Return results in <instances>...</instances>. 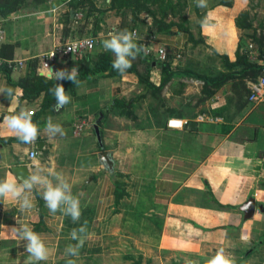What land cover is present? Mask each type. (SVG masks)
<instances>
[{
	"label": "crops",
	"instance_id": "obj_1",
	"mask_svg": "<svg viewBox=\"0 0 264 264\" xmlns=\"http://www.w3.org/2000/svg\"><path fill=\"white\" fill-rule=\"evenodd\" d=\"M70 1L24 0L10 16L1 17L0 52L25 61V66L9 74L0 66V83L6 81L16 90L11 107L33 112L41 134L34 145L17 140L3 124L10 100L0 94V179L9 172L16 175L17 166L33 169L25 152L35 151L41 165L62 173L71 184L82 215L73 223L60 212L51 214L39 192L27 216L14 203L0 201V254L22 255L26 264L31 263L24 241L12 233L21 221L41 234L50 249L49 259L41 262L53 264L68 258L63 255L66 245L76 243L70 232L87 222L84 246L72 258L122 257L128 251L146 256L147 247L162 261L203 260L209 252L232 247L241 250V264H250L264 251V102L250 99L251 84L264 74V0H217L207 8L191 0L189 19L199 25L197 33L177 28L155 38L150 33L154 43L146 40L136 64L132 62L134 72L120 76L109 70L80 77L82 70L96 67L98 54L115 59L97 44L79 54H57L49 68L70 72L76 67L78 84L47 79L49 68L44 66L50 62L47 55L75 42L76 33H81L75 28L77 20L66 21L72 18ZM90 1L98 9L93 14L104 20L100 25L111 29L109 20H119L120 15L109 10L110 0ZM58 5L64 7L49 11ZM84 35L83 40L90 39ZM190 35L208 47H190ZM7 45L12 47H3ZM186 48L203 50L204 61L197 57L194 63H180L175 54ZM152 56L157 65L151 68L149 83H142L138 70ZM240 56L262 67L254 73L256 81L250 76L252 69L237 64ZM215 57L223 63L214 64ZM202 70L205 76L199 74ZM31 71V81L37 76L63 84L71 102L60 111L53 106L43 109L45 98L51 96L22 86ZM101 114L103 147L95 131ZM49 116L66 135L48 138L43 128ZM81 118L85 120L79 131ZM103 152L114 161L112 172L101 163ZM252 199L255 213L247 217L243 208Z\"/></svg>",
	"mask_w": 264,
	"mask_h": 264
},
{
	"label": "clouds",
	"instance_id": "obj_2",
	"mask_svg": "<svg viewBox=\"0 0 264 264\" xmlns=\"http://www.w3.org/2000/svg\"><path fill=\"white\" fill-rule=\"evenodd\" d=\"M195 3L198 8L208 7V0H195ZM62 7L64 5H58L49 11L56 13ZM135 41L136 34L123 29L119 32H109L107 38L101 42L105 51L114 54L115 59L113 60L112 68L120 74H124L130 69L132 62L143 51L142 47ZM93 43V41H88L89 47ZM68 50L73 52L76 50V46ZM78 73L76 67H73L70 72L67 70L54 72L49 68L47 79H55L56 81L69 80L74 84H78ZM49 92L55 97L54 111H60L71 102V96L67 94L63 84H55L54 87L49 89ZM15 93L16 90L8 86L6 81L0 83V94H3L10 100V106H8L10 114L4 116L3 124L21 143L24 145H34L41 134V129L38 124L33 122V113L23 109L17 112L11 107L12 103L16 101ZM170 124L179 126L180 122L171 121ZM43 132L49 139H54L58 135L61 137L66 135L63 126L60 123L54 122L51 116L47 118ZM25 155L32 162L33 169H29V175L26 178H18L9 172L3 179H0V201L14 203L19 211L27 216L35 208V193L39 192L51 214L55 215L57 212H60L64 216L71 217L73 223L79 222L82 215L80 200L73 195L72 186L63 174L51 167L41 165L38 154L35 151L28 150L25 152ZM17 224L18 227L12 228V233L15 237L24 241V248L31 264L47 261L51 252L41 234L34 231L28 223L17 221ZM86 225L87 222L70 232V239L76 241V243L66 245L63 253L65 257L79 256L80 249L84 246L87 238L85 235L87 232ZM66 264H75V260L69 258ZM206 264H235V259L231 254L226 253L224 248H220L206 261Z\"/></svg>",
	"mask_w": 264,
	"mask_h": 264
},
{
	"label": "rangeland",
	"instance_id": "obj_3",
	"mask_svg": "<svg viewBox=\"0 0 264 264\" xmlns=\"http://www.w3.org/2000/svg\"><path fill=\"white\" fill-rule=\"evenodd\" d=\"M72 1V0H71ZM70 1V8H71V16L72 18H66V21L69 22L71 19L72 20H77L78 24L75 26L76 31H80L81 33H76L75 35V41L78 40H83L87 38L85 37L84 34H87V37L93 38L96 41L97 47H102V40L107 38V34L112 31L119 32L123 29H127L131 32H134L136 34V43L141 46L145 47L147 46L146 40L151 39L154 43V39L158 33V25L163 26L165 23H178V25L183 26L184 29L186 30H192L193 32L198 31L199 25L197 23L195 24L194 22H191L189 19L190 17V1L189 0H167V2H171L170 6L167 4V2L164 0H158L156 1L154 5L152 4H147L143 0L140 1L139 3H135L134 6H139L140 7H145L148 9V11H142L138 12L135 7L132 8H127V10H120L117 11L118 15H120L119 20L118 19H113L111 18L109 20V23L112 25L111 29L105 31L104 27L100 25V22H104L103 19H99V16L93 14L91 8L84 7L83 10L76 9L74 6L71 5ZM153 2V0H148ZM133 3V0L131 1V4ZM193 4V3H191ZM169 7V8H168ZM171 7V8H170ZM164 10H163V9ZM117 15V14H116ZM147 15V17H146ZM112 17V16H111ZM155 20L160 23L157 24ZM120 21V23H118ZM102 22V23H103ZM3 21L0 20V31L4 30L3 26ZM164 27V26H163ZM150 30L154 31L153 33V38L150 36ZM75 31V30H74ZM102 34V35H100ZM80 38V39H79ZM150 41V40H149ZM66 45V43H64ZM151 44V43H150ZM203 44V43H202ZM152 47H155L154 44H151ZM157 47V46H156ZM190 47H208L206 44L199 45L197 43H194V45H191ZM177 51L175 56L179 57V62L184 63L187 62L189 63H194L197 60V57H202L203 59H199L198 61H204L205 58V53L203 50H197V49H192L188 50L187 48L184 50ZM113 54V53H111ZM138 60V57L134 60V63L136 64ZM147 60V58H146ZM157 58L156 56H152L150 58V62L144 68H140L139 71V78L142 83H146L150 80L151 78V68L156 67L157 65ZM219 62L223 63V60H220L215 57L214 64L219 66ZM155 63V64H154ZM135 66H131V69L135 70ZM189 68V66L187 65ZM190 69V68H189ZM203 69V68H202ZM207 72L202 70L199 71V74L201 76H205ZM220 75V74H219ZM156 94V93H154ZM83 118H81V122L78 123L79 125L76 127L77 130L81 131L82 125H83ZM48 210V209H46ZM230 249H224L226 250V253L231 254L232 257L235 259V264H241V260H243V255H241V250L237 251L232 247H229ZM145 250L149 252V255L146 254V256L141 255L137 253L136 251H128L127 255H123L122 257L120 256H103L100 254H95V255H89V256H82L78 259L68 257L66 259H63L61 261H55L53 264H66L67 259L71 258L75 260V264H206V261L210 259L215 253H208V256L206 258H203V260H187L184 258H179V257H172L169 259H164L163 261L161 259H158L156 255H152L153 251L148 250L147 247H144ZM147 252V253H148ZM21 257L22 255H17L13 253H3L0 254V264H26ZM14 258V259H13ZM31 264V263H28ZM39 264H50L49 262H39ZM250 264H264V251L253 256V260Z\"/></svg>",
	"mask_w": 264,
	"mask_h": 264
},
{
	"label": "trees",
	"instance_id": "obj_4",
	"mask_svg": "<svg viewBox=\"0 0 264 264\" xmlns=\"http://www.w3.org/2000/svg\"><path fill=\"white\" fill-rule=\"evenodd\" d=\"M23 1L24 0H0V16L3 17V18L10 16L11 13H12V10L14 9V7H17L20 4H22ZM131 1L132 0H110V3L108 4L109 5V10H117V11L127 10V8L135 7L134 6L135 3H139L140 1H143V0H133L132 4H131ZM156 1H158V0H153V2L147 0V1H144V2L147 3V4L154 5L155 3H157ZM165 1L167 2V0H164V3H165ZM189 1H190L189 2L190 5L193 6V4H191V0H189ZM167 4L170 6V4H172V3L171 2H167ZM208 4L213 7V6H216L218 4V1L217 0H211V2L208 3ZM71 5L74 6L76 9H79V10H83L84 7L91 8L90 11H92V12H94L95 10L96 11L98 10L95 7V5L92 4V2L90 0H72L71 1ZM135 8L137 10V13L138 12L140 13V12L145 11V10L148 11L147 8L140 7V5L136 6ZM99 12L104 13L105 11L104 10H99ZM68 18L69 19L71 18L70 15L68 16ZM155 22H157V21L155 20ZM157 24H160V23L157 22ZM163 26H160V25L157 26L159 35H171L174 32V28H177L178 32H186V33L191 34L190 30L184 29L183 26L178 25V23H174V22L165 23V24H163ZM150 32L152 34L154 33V31H151V30H150ZM190 36H191V40L194 41V43H197L195 41V37L192 36V35H190ZM3 47H12V46L7 45V46H3ZM2 51H4V48H3ZM0 56L1 57L4 56L2 54V52H0ZM4 57L6 59H13L12 57H8V56H4ZM242 62H243V65L245 67H247L248 69H252V71L250 72V74H252V75H250V76H251L252 79H255V81H256L257 80V74H254V73L262 72V67L258 66V65L251 64L248 61H246L245 58H241V56H240L238 58L237 64L241 65ZM112 63H113V60H111V58L106 53H100V54H98V61L96 63V67L94 69H92V70L91 69L82 70L79 75H80V77H82V76H84L86 74L97 73V72H107L109 70L111 71L112 75H115V76L122 75V74L118 73L117 71H115L112 68ZM32 66H34V67L37 66V63L34 62L32 64ZM3 70L7 74L10 73V69H8L7 67L4 68ZM126 72H134V69L130 68ZM34 73H35L34 71H31V73L27 75V77L23 81L22 86L24 88H27V89L32 88L33 91L36 92L37 94H41L42 92H45V93L49 94V96H51V98H49V99L45 98V101H44V104H43V109L46 108V107L48 108L50 106H53L55 104V97L49 92V89L55 86L54 83L46 82L45 80H43V79H41L40 77H37V76L34 77L33 81H31V76ZM229 77L232 78L231 76H229ZM262 77H264V74H263ZM225 78H227V76ZM204 79H206L207 82H211L209 80V78H204ZM146 83H149V82H146ZM147 87H150V84H148Z\"/></svg>",
	"mask_w": 264,
	"mask_h": 264
},
{
	"label": "built area",
	"instance_id": "obj_5",
	"mask_svg": "<svg viewBox=\"0 0 264 264\" xmlns=\"http://www.w3.org/2000/svg\"><path fill=\"white\" fill-rule=\"evenodd\" d=\"M0 20H2L1 16H0ZM88 41L94 42L91 47H89ZM95 45H96V41L93 38H90L88 40H78V41H75V42H72L66 45H59L54 52L47 55V60H49L50 62H45L44 66L46 68H49L51 65V62L54 61V58L57 54H64V55L79 54L86 50L94 49ZM73 46H76V50L73 52L69 51L68 49L72 48ZM0 66L1 67L5 66L8 69L22 68L25 66V61L16 60V59H1L0 58ZM251 91H252V95L250 99L252 101L264 102V77H262L258 82L251 84Z\"/></svg>",
	"mask_w": 264,
	"mask_h": 264
},
{
	"label": "water",
	"instance_id": "obj_6",
	"mask_svg": "<svg viewBox=\"0 0 264 264\" xmlns=\"http://www.w3.org/2000/svg\"><path fill=\"white\" fill-rule=\"evenodd\" d=\"M103 119H104V114H101L95 124V131L97 134V138L102 147L103 144H102L100 123ZM101 163L108 171L112 172L114 170V161L112 160L111 155L108 152L101 153ZM13 172L17 175L18 178L19 177L26 178L27 175H29V169L26 166H17L13 168ZM255 208H256V202L255 200L252 199L248 203H246V205L243 208V211L246 213L247 217H252L253 214L255 213Z\"/></svg>",
	"mask_w": 264,
	"mask_h": 264
},
{
	"label": "snow or ice",
	"instance_id": "obj_7",
	"mask_svg": "<svg viewBox=\"0 0 264 264\" xmlns=\"http://www.w3.org/2000/svg\"><path fill=\"white\" fill-rule=\"evenodd\" d=\"M175 123V122H174Z\"/></svg>",
	"mask_w": 264,
	"mask_h": 264
}]
</instances>
